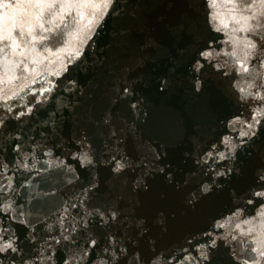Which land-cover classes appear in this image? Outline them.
I'll return each instance as SVG.
<instances>
[{"label":"water","instance_id":"1","mask_svg":"<svg viewBox=\"0 0 264 264\" xmlns=\"http://www.w3.org/2000/svg\"><path fill=\"white\" fill-rule=\"evenodd\" d=\"M102 3L96 0L95 8L80 9L81 25L70 30L59 49L43 53L37 44L36 51L30 52L22 44L13 45L7 62L0 53V103L4 104L0 172L5 185L12 180L4 202L22 210L21 218L31 225L3 218L5 230L8 235L15 232L20 249L9 255L16 264L22 259L31 264L46 257L48 243L69 224H76L81 212L87 219L97 208H118L119 222L110 231L95 216L89 222V236L100 242L96 257L107 244V233L115 234L118 246L128 248V264L133 253L140 254L139 264H180L186 256H199L197 249L212 239L216 246L206 249L208 260L202 264H236L233 252H239L241 245L224 238L236 223L254 221L244 227L253 228L264 241V223L254 219L264 200L253 195L264 191V182L257 179L264 173V135L255 137L251 146L237 147L234 158H215L231 151L223 141L237 142L242 128L231 122L248 119L255 103L240 99L238 87L251 81L231 67L232 61L245 55L239 39L245 33L233 31L243 26L235 22L239 14L230 11L227 0H175V7L170 6L173 0H119L117 11L107 17L86 48L90 13L103 18L107 9L101 8ZM27 5L28 0H0V37L13 25L18 30L23 24L27 32L37 23L36 10ZM137 13L153 24L129 41L121 33L132 27L131 18ZM160 17L187 21L184 38L172 40L163 27H156ZM91 27L96 31V24ZM148 38L159 40L160 50L145 51L143 41ZM230 39L232 43H225ZM77 48L84 56L73 63ZM232 50L235 57L220 55L212 60L228 75L200 56L201 51H213L215 56ZM24 56L27 79H14L21 70L14 69L12 62ZM196 60L205 64L200 72L193 71ZM66 63L70 67L64 72ZM162 77L171 82L163 92L158 88ZM42 85L53 90L35 97L30 94L29 89ZM8 105L12 112L7 111ZM28 108L30 114L16 119ZM114 156L125 164L120 174L112 171ZM229 168L238 171L228 173ZM217 171L226 174L219 176ZM91 184L96 187L88 191ZM202 185L212 186L211 194L202 195ZM133 218L145 226L142 235L131 229ZM229 218L224 229L214 227ZM51 251L53 264H63L76 250L53 243Z\"/></svg>","mask_w":264,"mask_h":264},{"label":"snow or ice","instance_id":"2","mask_svg":"<svg viewBox=\"0 0 264 264\" xmlns=\"http://www.w3.org/2000/svg\"><path fill=\"white\" fill-rule=\"evenodd\" d=\"M228 4L231 5L230 11L237 12L239 18L236 19L237 24H242L240 28L233 29V31H240L245 33L243 37L239 39L243 40L245 55L242 60L232 61L231 67L234 72H239L240 76L250 80L244 87H238L240 93V99L245 103L255 102L252 108V114L248 119L240 120L239 118L234 119L231 123L232 125L240 124L242 125L241 130L238 131V140L233 143L229 139H225L223 143L231 146V151L229 153H220L217 157L218 160H225L228 156H235V150L237 147L243 148L244 145L251 146L255 143L254 138L258 135H264V0H227ZM119 5V0H103L101 8H106L103 18H99L96 14L90 13L91 19L88 20V32L91 35L85 37L88 43L85 47H90L92 41L94 40L100 26L103 25L107 17L117 11ZM5 7H10L11 5L5 4ZM29 7L36 10V21L37 23L29 27L27 32L24 30L23 24L17 30L15 25L12 29L6 31V34L0 37V53L4 54V59L7 62V56L9 54L8 50L13 48H20L21 44L29 48L30 52L36 51V45L38 44L42 49L43 53H49L53 48L59 49V46L65 43V36L70 35L72 29H77L84 19L83 13L80 9L96 7V0H28ZM175 7V0L170 5ZM65 9H68L65 12ZM75 9V14L73 15L72 10ZM59 19H56V18ZM65 17H68L67 19ZM99 20V23L96 21ZM156 27H163L168 37L172 40H182L185 36V31L187 28V21L177 18L176 20H169L167 17H160L155 22ZM96 24V31L92 30V25ZM132 27L121 33L122 36L130 39L135 36L138 31L144 30L152 27L153 22H146L137 13L133 14L131 18ZM220 32L221 29L217 27L215 29ZM15 33V35L13 34ZM20 40V43H17ZM81 43H84L82 40ZM225 43H232V40L226 41ZM145 51L151 52L153 50H160L161 43L157 39L148 38L143 41ZM177 51H179L177 49ZM23 55V53H21ZM75 55L76 61H80L84 56V52L77 48ZM220 55L235 57V50L225 51L223 53H215L213 51H201L200 56L204 61L208 62L210 66L216 67L217 71H223L224 75H228L227 69H222L216 64H212L214 58H218ZM71 59V57H69ZM27 56L19 61L12 62L14 69H20L21 75L19 77H13L14 79L25 80L27 76L23 73L29 71ZM35 59L31 63H35ZM225 61V64H228ZM238 64V67H237ZM21 65L23 67L21 68ZM69 64H65L63 71L67 72ZM205 67V64L201 63L200 60H196L193 64V71L200 72ZM256 73V79L253 80V72ZM8 75V72H5ZM59 76V73H56ZM35 83V79H33ZM51 85L52 82L48 81ZM71 84L75 85L74 81H70ZM170 80L168 78L162 77L158 88L160 91H165L170 86ZM52 87L45 88L43 85L36 90L29 89L30 94L34 97L37 94L43 95L46 92H51ZM73 90H75L73 88ZM196 91H200L199 82L196 85ZM14 95H17L14 93ZM11 97H9L10 99ZM41 101H36L40 103ZM6 103V101L4 102ZM4 106L0 103V108ZM135 107V105H133ZM7 111L12 112L13 107L11 105L7 106ZM31 108H28L27 113L21 111L16 116V119H20L26 114H30ZM4 121L0 120V127H3ZM212 157V153L208 154ZM74 159H79V156H74ZM89 164L91 160L87 161ZM113 168L112 171L116 174H120L125 169V164L121 162L117 157H112ZM23 167L31 171L27 163H23ZM161 171H163L161 169ZM228 173L232 171H238V169L229 168L226 170ZM225 172L217 171V175L224 176ZM119 178V177H118ZM3 173L0 172V264H4L5 260H11V264H16L14 256L9 254L19 253V246L16 244L15 232L8 235L5 227L3 225V218L6 216L9 220H15L19 224H23L26 227H30V221H25L22 219L23 212L13 207L12 203L4 202V193L6 191H12V180L8 179L7 185L3 183ZM257 179L264 182V173H261ZM95 184L89 186L88 191H92L95 188ZM138 187L146 188L147 185H138ZM212 192V186L202 185L201 194L209 195ZM255 197L264 200V191L254 192ZM252 201L249 200V203ZM119 209H112L111 211L96 209L94 213H88V218H84V213L81 212L76 224H69L60 232L57 238H54L48 243L46 249L47 255L44 258L33 259L31 264H53L54 253L51 251L52 244L60 245L64 244L65 249L74 248L76 251L71 253V258L65 257L63 264H97V261H102V264H120L121 257H123V264H128L129 250L127 247L118 246L115 239V234H105L107 238V244L101 249V256H95V250L99 247L100 242L95 238V236H89L92 229L89 228V222L92 217L95 216L99 219V222L103 226H116L119 222ZM236 215H239L237 213ZM255 220H259L264 223V207L260 209V212ZM231 218H229L224 223L215 225V228L224 229L227 223H230ZM254 221L244 220L242 223H236L234 229L225 239H231L241 245V250L239 252L234 251L233 256L236 264H264V241H260L253 228L244 226L252 225ZM131 229L134 233L143 234L146 229L143 224H138L136 219L133 218ZM238 233V234H237ZM79 234V237H78ZM211 236V234H208ZM216 240L212 239L210 244L203 245L201 248L197 249L199 256H186L180 260V264H202L203 261L208 260V255L206 249L209 247L216 246ZM247 244V247L243 245ZM259 244L260 246H257ZM41 254L37 253L39 257ZM91 257L92 259H89ZM132 264H139L141 256L139 253L132 254ZM20 264H28L27 261L21 260Z\"/></svg>","mask_w":264,"mask_h":264}]
</instances>
